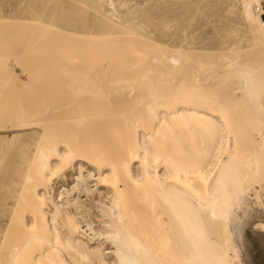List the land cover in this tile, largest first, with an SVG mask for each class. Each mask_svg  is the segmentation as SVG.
Listing matches in <instances>:
<instances>
[{
	"label": "bare ground",
	"instance_id": "6f19581e",
	"mask_svg": "<svg viewBox=\"0 0 264 264\" xmlns=\"http://www.w3.org/2000/svg\"><path fill=\"white\" fill-rule=\"evenodd\" d=\"M23 1L0 3V38L28 35L16 75L10 54L0 63V103L18 100L20 120L42 119L44 129L0 228V264H154L156 225L142 215L155 203L182 264H264V19L255 9L264 0H168L132 14L128 0H86L85 11L73 2L14 13ZM41 36L72 43L47 61L48 44L32 43ZM53 112L60 121L43 122ZM68 168L72 181L54 196L52 178ZM99 184L108 194L95 199L104 218L95 227L80 195L100 194ZM13 225L19 245L7 238Z\"/></svg>",
	"mask_w": 264,
	"mask_h": 264
},
{
	"label": "rangeland",
	"instance_id": "374dc122",
	"mask_svg": "<svg viewBox=\"0 0 264 264\" xmlns=\"http://www.w3.org/2000/svg\"><path fill=\"white\" fill-rule=\"evenodd\" d=\"M9 1L11 0H0V3L7 4V2ZM128 1H129V7L131 8L129 9L130 11H127V14L129 13L132 14L138 12L142 13V11L149 9H150V13H156L158 12V10L156 9L164 6L168 0H128ZM73 2L74 4L76 2L77 7L81 8L84 11L88 8L87 6L88 3L86 0H24L21 3L13 4V5L19 7V9L14 11V13L16 12L28 13L29 11L28 12H23V11L30 10L31 8H32L31 10L39 8V10L43 12V15H45V12H47L48 10H52V8L58 9L63 6L70 8L71 6H73ZM230 3L231 1L229 0L223 3L219 2L218 0H214L212 3H208L207 5H204L202 0H169L167 2V4H180L181 6L188 5L189 7L200 6L203 8H208V7L213 8L215 6H220V5L228 6L230 5ZM142 20L140 19L138 21H142ZM145 20L149 22L155 19L145 18ZM10 23L7 26H9L10 29L12 30L19 29L21 25V21H10ZM27 36L28 35H25L23 37L9 36V38L8 37L0 38V63L3 62L4 59L7 60L5 58V55L10 54L8 63L12 64L13 66L15 64L18 65V66L15 65L14 66L15 68L11 65L12 67L10 68L15 70L14 72L15 75L16 72H18L19 70L18 67H19V62L21 60V57H19V55L20 52L22 51L21 49H23L22 45L28 43L27 40H25L28 39ZM60 39H61L60 37L41 36L39 42L35 41L32 43L48 44L46 51L42 49V52L44 51L45 54L44 56L50 55L46 58L47 61H52L53 60L52 56L56 57L60 53L65 54L67 52V49L69 48V45L72 43V42L69 43L66 41H62ZM80 40L81 41L83 40V42H81ZM102 43L103 42L101 41L99 42L98 40L91 41L88 39H78L74 44L99 45ZM80 52L82 51L79 50L78 53ZM244 59H247L249 61L251 60V63L257 65L258 62L261 60V57L259 54L255 55V53L254 54L248 53V51H246V54H244ZM14 60H16V62ZM3 70L4 69L0 66V72H3ZM2 77H4V75L0 74V78ZM229 90H227V92L232 93L231 88ZM241 98H239V101H241ZM2 100L3 101L0 103V228L5 227L6 222L10 217V211L12 207L14 205L16 206V203L18 202L17 195L23 182V176L20 174H23V171L26 166L25 164L26 158L28 157L32 149L34 141L40 137L44 129L43 126L40 125L42 119L39 122L31 121V119L20 120L21 113L24 112L23 110L25 109V105L22 106L23 104L20 103L18 100L16 99L12 100L11 98L2 99ZM61 102L63 103L64 101ZM262 103L264 104V94L262 95ZM38 109L39 112L42 113L41 110H43L44 108L43 106H39ZM37 115L36 117H39ZM59 115L60 113L53 112L52 114L49 115L50 120L48 121L45 120L43 122L47 124L52 122L54 126L56 122L60 121L58 119L60 117ZM66 122L68 123L69 121H65V124L63 125L68 126ZM20 124L22 125V127H20L21 126ZM24 124H27V126L26 125L24 126ZM8 125L9 126L15 125V126L14 128L12 127L9 128ZM185 135L186 132L185 130H183V136ZM19 159L22 161L20 164L17 162ZM71 172L72 170L68 168L67 170L64 171L63 174L54 176L52 178V185L54 184L53 185L54 196L57 193V189L59 188V185L61 184L66 185L68 183H71L72 181V176L70 174ZM207 183L208 181H206L205 185H207ZM99 188L101 189L100 194H98L97 191H93L88 194L80 195L83 201L82 210H84V212L87 213L86 215L84 214L85 216L83 217L84 218L88 217L92 225H94L95 227L100 226L102 224V220H104V218L99 214V210L96 207L95 199L101 197L102 200L106 201L107 200L106 197L108 194L106 193L107 188L104 187L102 184H99ZM74 195H76V192L74 193ZM147 203L148 202H145L144 204V202H142L140 206L146 208L148 207ZM159 207L160 206H158L155 203L154 206H152V211L151 209H148L150 211V214L152 215L149 214V211L145 212L142 215L143 221L145 220L144 216L146 217L147 214L149 216V219L151 218L156 225L155 228L156 235L152 244V251L158 257V260H153L152 262H154V264H182V260L176 254L177 251H176L174 237L169 232L167 223L165 222L166 218L163 212L162 214L160 213ZM22 210L23 209L19 210V212H17L16 214L20 215ZM77 217L80 216L77 214ZM139 219L140 221H142V217H140ZM218 230H219V225H215L213 228L209 229L208 233L216 234ZM14 232L15 234H13ZM21 232L23 233L20 226L13 225L12 228H10L9 232L7 233L8 240L11 243H16L19 245L20 244L19 242L23 240L22 239L23 237L20 236ZM222 233L223 230H220V234ZM222 236H225V233H223ZM233 264H239V263L237 262V260L234 259Z\"/></svg>",
	"mask_w": 264,
	"mask_h": 264
},
{
	"label": "built area",
	"instance_id": "2783aa9c",
	"mask_svg": "<svg viewBox=\"0 0 264 264\" xmlns=\"http://www.w3.org/2000/svg\"><path fill=\"white\" fill-rule=\"evenodd\" d=\"M255 9H256V12L259 14V16L264 19V2L261 4H258L255 7Z\"/></svg>",
	"mask_w": 264,
	"mask_h": 264
},
{
	"label": "snow or ice",
	"instance_id": "6c2138e0",
	"mask_svg": "<svg viewBox=\"0 0 264 264\" xmlns=\"http://www.w3.org/2000/svg\"><path fill=\"white\" fill-rule=\"evenodd\" d=\"M124 264H128V262H127V261H125V262H124Z\"/></svg>",
	"mask_w": 264,
	"mask_h": 264
}]
</instances>
